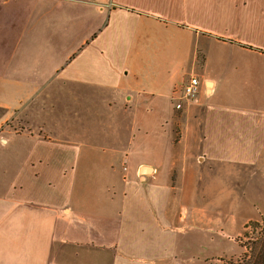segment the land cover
<instances>
[{"label": "crops", "instance_id": "obj_1", "mask_svg": "<svg viewBox=\"0 0 264 264\" xmlns=\"http://www.w3.org/2000/svg\"><path fill=\"white\" fill-rule=\"evenodd\" d=\"M238 2L242 18L225 34L204 24L200 10L214 22L215 7ZM201 38L231 47L220 75ZM188 76L201 94L177 110ZM257 86L264 0H0V264H179L132 240L125 209L108 211L115 203L87 179L98 169L96 184L116 186L125 154V197L164 201L167 220L166 127L179 116L181 145L209 165H263L264 111L242 107ZM133 182L149 190L139 195Z\"/></svg>", "mask_w": 264, "mask_h": 264}, {"label": "rangeland", "instance_id": "obj_2", "mask_svg": "<svg viewBox=\"0 0 264 264\" xmlns=\"http://www.w3.org/2000/svg\"><path fill=\"white\" fill-rule=\"evenodd\" d=\"M243 13L240 2L235 6L218 5L213 9L215 21L212 22L210 12L200 10L204 24L215 27L223 34L238 24ZM230 49L216 38L208 41L200 39L199 50L208 58V70L213 75H220V68L230 64L227 56ZM234 65L241 66L240 60ZM201 73L200 70L196 72L199 76ZM188 77L185 84L190 79ZM252 90H256L254 101L250 99ZM243 93L249 95L243 108L259 113L264 111V86L245 89ZM215 98L208 101L213 102ZM166 128L171 130V146L174 147L170 182L163 187L170 194L168 208L171 212L167 220L159 209L164 201L158 200L155 206L152 200L149 205L146 198L142 201L140 197H125L124 190L128 184L120 180L124 174L122 163L125 154H122L115 168L119 183L116 186L104 182L96 184L103 178L97 175L101 172L97 169L87 179L93 182L91 188L95 189L94 192L98 189L106 202L115 203V208L108 211L118 213L120 208L125 209V233L132 232L127 234L132 235V240L156 244L166 257H178L179 264H239L251 255L264 230V164L209 165L203 159H198L196 154L192 158L193 153L187 152L186 147L181 145L183 125L179 116ZM85 177H79L77 188L84 187L85 190ZM133 186L139 195L149 190L147 185L140 182H133ZM91 206L96 208L98 204ZM154 255L152 259L156 260L157 254ZM71 260L72 264L85 261L75 256Z\"/></svg>", "mask_w": 264, "mask_h": 264}, {"label": "built area", "instance_id": "obj_3", "mask_svg": "<svg viewBox=\"0 0 264 264\" xmlns=\"http://www.w3.org/2000/svg\"><path fill=\"white\" fill-rule=\"evenodd\" d=\"M201 93V84L197 77H191L185 84L182 92L181 103L177 104L176 109H182V103H195Z\"/></svg>", "mask_w": 264, "mask_h": 264}, {"label": "trees", "instance_id": "obj_4", "mask_svg": "<svg viewBox=\"0 0 264 264\" xmlns=\"http://www.w3.org/2000/svg\"><path fill=\"white\" fill-rule=\"evenodd\" d=\"M239 264H264V230L252 249L251 255L246 256Z\"/></svg>", "mask_w": 264, "mask_h": 264}, {"label": "water", "instance_id": "obj_5", "mask_svg": "<svg viewBox=\"0 0 264 264\" xmlns=\"http://www.w3.org/2000/svg\"><path fill=\"white\" fill-rule=\"evenodd\" d=\"M141 172H142V174H147V173H149V172H150V170H148V169H146V168H145V169H142V171H141Z\"/></svg>", "mask_w": 264, "mask_h": 264}]
</instances>
